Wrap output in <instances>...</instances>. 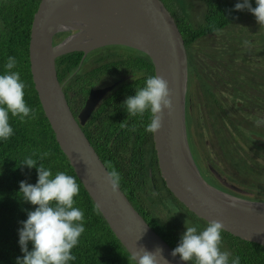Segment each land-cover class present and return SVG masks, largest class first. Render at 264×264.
<instances>
[{"label":"trees","instance_id":"obj_1","mask_svg":"<svg viewBox=\"0 0 264 264\" xmlns=\"http://www.w3.org/2000/svg\"><path fill=\"white\" fill-rule=\"evenodd\" d=\"M40 2L41 0H0V74H4L7 58L15 57L17 65L12 71L19 72L22 81L27 85L25 101L29 107L36 110L37 117L26 122L11 118L10 124L14 129V135L7 141H0V264H17V259L23 258L24 255L19 244V229L22 227L21 222L27 220L28 212L34 211L35 206L22 200L19 186L21 181L29 184H36L38 181L37 168L21 166L29 156L37 161V166L42 164L50 169L53 175L57 172H65L74 176L80 185V194L75 197V206L84 212L85 231L80 237L78 246L72 251L76 259L69 264H135L131 254L115 236L103 214L101 212L97 214L95 211L97 205L61 150L35 88L30 68L29 46L32 21ZM238 2L242 0H169L171 5L169 10L177 21L185 41L189 73L196 75L200 90L209 101L211 115L231 124L234 131L239 133L235 140L241 137L244 140V144H237L219 139L222 153L225 152L226 160L236 172L239 169L243 170L239 179L243 186L249 188V185L256 184L263 187L261 189L250 187V190H260L256 197L241 198L264 203V176L256 171L259 165L253 160L254 153L264 154V144H257L251 135H262L264 127L260 131L252 130V132L249 129H242L238 119L242 118L240 112H244L245 107L244 109L239 107L240 94L236 96L233 110L227 109L218 95V93L223 94V91H214L215 84L209 81L215 80L210 73L213 66L206 64L201 56V53L207 52L203 48L205 38L243 21L252 14L247 10L236 11L235 4ZM251 3L253 7L256 6L255 0H251ZM195 4L204 7L201 8L199 16L196 15L202 17L199 22L198 18L196 20L191 18L190 15L193 13L188 11V7ZM69 34V32L58 33L54 44L64 41ZM118 46H107L103 50ZM128 49L133 53L127 57L106 51L98 55L101 49L95 50L90 60L87 58L89 54L84 57L83 52L64 55L56 60L57 74L63 84L67 101L75 106L77 99L84 102L89 90L107 75L117 79L118 77L114 75L117 70L122 71L121 74L124 72L132 74L131 79H125L104 97L82 129L107 169L109 171L115 169L119 172L120 188L133 206L151 228L174 249L178 246L182 233L186 231L182 229L186 228V221L188 224L191 223L189 225H197L200 230L208 223L186 209L166 187L158 167L153 134L145 131L150 122V114L145 113L143 118L128 117L123 105L124 101L127 97L136 94V88L144 86L148 76L155 75L149 56L135 49ZM218 50L212 56L216 63L220 57ZM116 56H120L119 59L112 60ZM84 60H87L86 63H93V66L90 70L79 71L78 69L85 63ZM191 97L189 88L187 105L191 104ZM262 123L263 121H260L259 125ZM191 137L193 138L192 135ZM202 141L201 147H204L207 142ZM193 151L195 165L197 163L202 166L200 160L202 154L198 149ZM43 153L49 155L41 160L40 156ZM208 160L212 161L209 157ZM169 198L182 211L176 218L174 215L172 217L166 215L163 218L160 214L161 205L166 206L163 202ZM222 236V250L232 254L230 260L239 256L241 264H264L263 245L238 239L224 231ZM29 250H32L31 242H29Z\"/></svg>","mask_w":264,"mask_h":264},{"label":"water","instance_id":"obj_2","mask_svg":"<svg viewBox=\"0 0 264 264\" xmlns=\"http://www.w3.org/2000/svg\"><path fill=\"white\" fill-rule=\"evenodd\" d=\"M68 37L55 45L58 33ZM124 46L150 57L155 75L174 92L175 111L165 113L163 128L153 134L160 175L171 194L208 223L219 220L224 232L264 246V203L213 187L202 176L190 152L187 132L188 53L179 25L162 0H41L31 26L30 68L44 112L56 140L109 227L126 250H162L168 264H185L157 234L119 188L105 183L107 167L82 129L104 97L118 84L94 88L76 116L59 81L56 60L106 46ZM254 139L263 137L252 135ZM89 162V163H88ZM186 185L195 189L185 190ZM163 264V262H162Z\"/></svg>","mask_w":264,"mask_h":264},{"label":"clouds","instance_id":"obj_3","mask_svg":"<svg viewBox=\"0 0 264 264\" xmlns=\"http://www.w3.org/2000/svg\"><path fill=\"white\" fill-rule=\"evenodd\" d=\"M255 3L253 7L251 0H242L235 4V10L251 12L260 27L264 28V0H255ZM16 65V58L8 57L4 74H0V141H7L14 135L11 118H18L20 122L37 118L36 110L25 101L27 85L19 72L12 71ZM173 96L166 78L159 74L150 75L144 86L136 88V94L127 97L123 105L128 117L143 118L145 113H149L150 122L145 131L157 134L163 128L165 113L171 116L175 111ZM48 155L43 153L40 159ZM24 165L38 169V181L36 184L20 182L22 200L35 206V210L29 211L27 220L21 222L19 244L24 255L17 259V264H69L76 259L72 251L85 231L84 212L75 206L80 185L72 175L65 172L53 175L42 164L37 166V161L31 156L25 158L21 166ZM105 183L111 186L112 192L118 193L121 184L119 172L115 169L107 171ZM185 190L193 192L195 189L186 185ZM95 211L99 214V205ZM185 227L178 246L171 253L173 257L179 256L185 264H241L239 256L230 260L232 254L222 250L224 225L221 221L210 220L202 230L187 221ZM29 242L32 244L31 251ZM161 253L159 248L155 251L140 248L132 252L131 259L135 264H168Z\"/></svg>","mask_w":264,"mask_h":264},{"label":"rangeland","instance_id":"obj_4","mask_svg":"<svg viewBox=\"0 0 264 264\" xmlns=\"http://www.w3.org/2000/svg\"><path fill=\"white\" fill-rule=\"evenodd\" d=\"M162 1L168 9L171 8L169 0ZM201 8L204 9L203 5L200 6L198 4L188 7L189 13L195 14L190 15V17L195 20L198 18V22L202 20V17H197L201 12ZM178 12L182 16L181 11L179 10ZM203 48L207 50L206 53H201L204 62L213 66L212 69H210V73L215 80L209 81L215 84L216 88H214V91H223V94L218 93V95L222 98L225 107L231 111L233 110L236 96L240 94L238 97L243 101L240 100L239 107L243 109L245 107V109H247V112H240L242 118L239 117L238 119L240 120L242 129H249L250 132H252V130L260 131L261 128L264 127V28L260 27L255 16L251 14L244 18L243 21H239L233 26L231 25L223 31L216 32L214 35L205 38ZM217 50L220 57L217 59L216 63L212 56ZM102 51L115 52L125 57L133 53L132 50L120 46L107 48L105 50L101 49L100 52L98 51V55L99 53L104 54ZM93 55V52L89 53L87 58L90 60ZM120 56H116L112 60H118ZM84 62L85 63L78 69L79 71L81 69L90 70L92 68L93 63H86L87 60H84ZM121 72L122 71L117 70L114 75L120 77ZM129 75L130 74L127 76ZM197 80L196 75L192 73L189 77V88L192 94V102L190 105L192 106V115H190L187 120V132L191 155L195 159L193 149H198L203 156L206 155L205 157L210 165L209 170L201 167L197 163L196 165L201 170L207 182L213 187L225 193H232L238 197L254 198L260 190L253 188H251L253 190H250L249 188L255 187L261 189L263 187L254 184L249 185L248 188L241 184L239 179L243 170L241 169V171L239 169L236 172V170L231 167L230 163L226 160L225 152L222 153L221 151L222 144L220 145L219 142V139H221L224 142L228 140L230 143L244 144V140L242 137L235 140L239 133L234 131L231 124L229 122L227 124L224 120H219L211 115V110L208 107L209 101L200 90L201 87ZM257 121H263V123L259 125ZM262 132V136H264V131ZM201 140L207 142L204 147H201L203 144ZM262 154L263 152L254 153L253 160L259 165L256 171L264 176V154ZM207 155L212 161L208 160ZM258 197L260 198L261 196ZM165 200L166 201L163 203L166 204V206L161 205L160 207L162 209L160 214L163 218L166 217V215L171 217L174 215L176 218L182 213L172 199L169 198ZM165 207L166 209H164ZM187 215L189 216V214Z\"/></svg>","mask_w":264,"mask_h":264},{"label":"flooded vegetation","instance_id":"obj_5","mask_svg":"<svg viewBox=\"0 0 264 264\" xmlns=\"http://www.w3.org/2000/svg\"><path fill=\"white\" fill-rule=\"evenodd\" d=\"M107 47V46H106ZM124 47V46H123ZM103 48H105V47H102V48H99V49H103ZM128 48V47H127ZM99 49H96V51L97 50H99ZM92 52H95V50L94 51H92ZM128 74H130L129 76H127ZM108 76H110L109 78H107ZM131 77H132V74L130 73V72H124V74H121L120 75V77H118L117 79H113V77L111 76V75H107L106 77H105V79H102V80H100L99 81V83H96V85L93 87V88H91L90 90H89V92L92 90V89H94V88H101V87H107V86H111V85H114L115 83H118L109 93H111L115 88H117L125 79H131ZM89 92H88V95H89ZM88 95H87V97H88ZM87 97L85 98V101L84 102H82V100L81 99H77L76 100V104H77V106H75L74 104H72L71 102H69V100H68V102H69V104H70V107H71V109H72V111H73V113L77 116L79 113H80V111H81V109L84 107V105H85V103H86V99H87ZM101 104V103H100ZM240 104V103H239ZM191 105V104H190ZM189 104L187 105V108H186V119L188 120V116H190V115H192V106H190ZM245 111H247V109H245ZM89 120V119H88ZM88 120H87V122H88ZM86 122V123H87ZM251 135H254V134H251ZM258 136V135H257ZM261 137H263V140H257V139H254V140H256V143L257 144H264V136H262V135H260ZM253 137V136H252ZM194 159V158H193ZM201 160V163H202V166L201 167H203V168H205V169H208L209 170V168H210V165H209V163L207 162V159L202 155V158L200 159ZM195 161V160H194ZM197 166V165H196ZM198 169H199V167H197ZM199 171L201 172V170L199 169ZM201 174H202V172H201ZM202 176L204 177V175L202 174ZM205 178V177H204Z\"/></svg>","mask_w":264,"mask_h":264}]
</instances>
